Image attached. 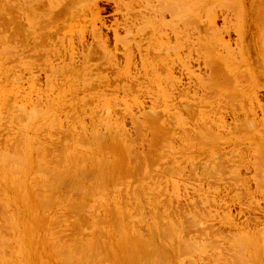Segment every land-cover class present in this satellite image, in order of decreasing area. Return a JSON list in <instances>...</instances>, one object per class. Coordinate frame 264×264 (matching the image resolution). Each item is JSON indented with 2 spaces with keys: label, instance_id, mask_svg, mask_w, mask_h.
Returning a JSON list of instances; mask_svg holds the SVG:
<instances>
[{
  "label": "rangeland",
  "instance_id": "rangeland-1",
  "mask_svg": "<svg viewBox=\"0 0 264 264\" xmlns=\"http://www.w3.org/2000/svg\"><path fill=\"white\" fill-rule=\"evenodd\" d=\"M0 92V264H264V0H0Z\"/></svg>",
  "mask_w": 264,
  "mask_h": 264
},
{
  "label": "bare ground",
  "instance_id": "bare-ground-1",
  "mask_svg": "<svg viewBox=\"0 0 264 264\" xmlns=\"http://www.w3.org/2000/svg\"><path fill=\"white\" fill-rule=\"evenodd\" d=\"M85 1H86V0H85ZM82 3H83V2H82ZM82 3H81V4H82ZM81 4H80V5H81ZM169 4H170V1H169ZM171 4H172V3H171ZM8 5H9V4H8ZM159 5H160V4H159ZM117 6H118V5H117ZM167 6H168V2H167L166 7H167ZM169 6H170V5H169ZM169 6H168V9H170V8L172 9V8H173V6H171L170 8H169ZM174 8H175V7H174ZM202 8H203V7H202ZM98 9H99V8L96 7V10H97V11H98ZM171 9H170V10H171ZM93 10H94V9H93ZM172 10H173V9H172ZM172 10H171V12H172ZM8 11H9V10H8ZM94 11H95V10H94ZM159 11H160V10H159ZM13 12H14V11H13ZM72 12H73V11H72ZM168 12H170V11H168ZM174 12H175V11H174ZM98 14H99V12H96L95 16H93V18L95 17V18H94V22H95L96 20L99 19ZM185 14H186V13H185ZM8 15H9V14H8ZM19 15H20V14H19ZM28 15H29V14H28ZM92 15H94V14H92ZM128 15H129V14H128ZM147 15H148V14H147ZM152 15H153V14H152ZM69 16H70V15H69ZM75 16H76V15H75ZM77 16H78V15H77ZM134 16H135V15H134ZM160 16H161V15H160ZM171 16H172V15H171ZM171 16H170V17H171ZM71 17H72V16H71ZM80 17H81V16H80ZM61 19H62V18H61ZM64 20H65V19H64ZM70 20H72V18H71ZM65 21H66V20H65ZM65 21H64V22H65ZM191 21H192V20H191ZM97 22H98V21H97ZM97 22H95V26H96V27H97ZM213 22H214V21H212V23H213ZM12 23H13V22H12ZM188 23H189V22H188ZM214 23H215V22H214ZM17 24H18V23H17ZM63 24H64V23H63ZM15 25H16V24H15ZM205 25H206V24H205ZM162 26H163V25H162ZM9 27H10V26H9ZM64 27H65V26H64ZM191 27H192V26H191ZM205 27H206V26H205ZM76 28H77V27H76ZM78 28H79V27H78ZM82 28H83V27H82ZM209 28H212V27H209ZM15 29H16V28H15ZM20 29H21V28H20ZM24 29H25V28H24ZM63 29H64V28H63ZM213 29H214V28H213ZM132 30H133V29H132ZM214 30H215V29H214ZM4 31H5V30H4ZM4 31H3V32H4ZM13 31H14V30H13ZM25 31H26V30H25ZM62 31H63V30H62ZM69 31H70V30H69ZM97 31H98V30H97ZM140 31H141V30H140ZM70 32H71V31H70ZM129 32H130V31H129ZM197 32H198V31H197ZM23 33H24V32H23ZM8 35H9V34H8ZM73 37H74V36H73ZM95 37H96V36H95ZM9 39H10V38H9ZM132 39H133V38H132ZM65 40H66V39H65ZM91 40H92V39H91ZM221 40H222V39H221ZM9 41H10V40H9ZM12 41H13V40H12ZM15 41H16V40H15ZM102 41H103V40H102ZM222 41H223V40H222ZM224 41H225V40H224ZM28 43H29V42H28ZM30 43H31V42H30ZM17 44H18V43H17ZM35 44H36V43H35ZM102 44L104 45V44H106V43L102 42ZM27 46H28V45H27ZM38 46H39V45H38ZM96 46H97V45H96ZM31 49H32V48H31ZM86 51H87V50H86ZM85 53H86V52H85ZM145 53H146V52H145ZM80 55H82V54H80ZM206 55H207V54H206ZM59 58H60V57H59ZM222 58H223V57H222ZM38 61H39V60H38ZM103 65H104V64H103ZM64 67H65V66H64ZM69 67H70V66H69ZM144 68H145V67H144ZM97 69H98V68H97ZM57 70H58V69H57ZM86 71H87V70H86ZM91 71H92V70H91ZM158 71H159V70H158ZM163 71H164V70H163ZM58 72H59V71H58ZM58 72H57V73H58ZM126 72L129 73L128 70H126ZM55 73H56V72H55ZM128 73H127V74H128ZM61 74H62V73H61ZM130 74H131V73H130ZM86 76H87V75H86ZM34 77H35V76H34ZM60 77H61V76H60ZM74 77H75V76H74ZM46 80H47V79H46ZM86 80H87V79H86ZM214 83H215V82H214ZM108 91H109V90H108ZM105 92H106V91H105ZM0 93H1V92H0ZM111 93H112V92H111ZM1 96H2V95H1ZM162 96H163V95H162ZM3 97H4V96H3ZM3 97H2V99H3ZM20 97H21V96H20ZM28 97H29V96H28ZM60 97H61V96H60ZM9 98H10V97H9ZM36 98H37V97H36ZM0 99H1V97H0ZM2 99H1V102H2ZM61 99H62V97H61ZM61 99H60V100H61ZM206 99H207V98H206ZM27 100H29V98H28ZM63 100H64V99H63ZM18 101H19L18 104H20V100H18ZM21 101H22V100H21ZM101 101H102V100H101ZM10 102H12V101L10 100ZM10 102H9V103H10ZM22 102H23V101H22ZM24 102H25V101H24ZM36 102H37V101H36ZM55 102H56V104H57V101H55ZM59 102H61V101H59ZM94 102H95V101H94ZM13 103H14V102H13ZM29 103H30V102H29ZM59 104H60V103H59ZM87 104H88V103H87ZM89 104H90V103H89ZM107 104H108V103H107ZM4 106H5V105H4ZM15 106H16V105H15ZM30 106H31V104H30ZM32 106H33V105H32ZM40 106H41V105H40ZM9 107H10V106H9ZM9 107H7V108H9ZM16 107H18V109H16V108H15V109H16V110H19L20 106H16ZM54 107H55V106H54ZM57 107H58V106H56V108H57ZM65 107H66V106H65ZM21 108H22V107H21ZM82 108H83V107H82ZM47 109H48V108H47ZM12 110H13V109H12ZM31 110H32V112H27V113H34V115L31 116V117H34L35 114H37V115H38V118H39L40 115H41V113L43 112V111L41 112V110L39 111V109H36V111H35L34 108L31 109ZM50 110H51V109H50ZM10 111H11V110H10ZM33 111H34V112H33ZM38 111H39V114H38ZM44 111H45V110H44ZM53 111H54V110H53ZM158 111H159V110H158ZM7 112H8V111H7ZM21 112H22V111H21ZM23 112H24V111H23ZM45 112H47V111H45ZM47 113H48V112H47ZM53 113H54V112H53ZM53 113H52V114H53ZM45 114H46V113H45ZM45 114L43 113L42 116H41V118L45 117ZM50 114H51V113H50ZM50 114H49V115H50ZM10 115H11V114H10ZM24 115H25V114H24ZM24 115L22 114L21 116L24 117ZM30 115H31V114H30ZM49 115H48V116H49ZM27 116H28V115H27ZM53 116H55V115L53 114ZM155 116H156V115H155ZM194 116H195V115H194ZM55 117H57V116H55ZM0 118H2V117H0ZM72 118H73V117H72ZM174 118H175V117H174ZM45 119H46V118H43V120H45ZM48 119H49V118H48ZM54 119H55V118H54ZM153 119H154V118H153ZM21 120H22V119H21ZM27 120H29V119H27ZM38 120H40V119H38ZM49 120H50V119H49ZM49 120H48V121H49ZM75 120H76V119H75ZM171 120H172V119H171ZM241 120H242V119H241ZM19 121H20V120H19ZM36 121H37V120H36ZM54 121H55V120H54ZM38 122H39V121H38ZM43 122H44V121H43ZM139 122H140V121H139ZM13 123H14V122H13ZM44 123H45V122H44ZM173 124H174V123H173ZM2 125H3V124H2ZM60 126H61V125H60ZM244 126H245V125H244ZM35 127H37V125H36ZM35 127H34V128H35ZM258 127H259V126H258ZM37 128H38V127H37ZM121 128H122V127H121ZM201 129H202V128H201ZM94 131H95V130H92V131H91L92 133H90V134H93ZM7 132H8V131H7ZM81 132H82V131H81ZM119 132H120V131H119ZM119 132H118V133H119ZM238 132H239V131H238ZM118 133H117V134H118ZM121 133H122V131H121ZM124 133H125V132H124ZM124 133H123V134H124ZM81 134H82V133H80V135H81ZM115 134H116V133H115ZM115 134H114V135H115ZM123 134H121V135H123ZM142 134H143V132H142ZM142 134H141V135H142ZM195 134H196V133H195ZM195 134H194V135H195ZM62 135H63V133H62ZM86 135H87V134H86ZM94 135H95V134H94ZM92 136H93V135H92ZM117 136H118V135H117ZM80 137H81V136H80ZM95 137H96V136H95ZM119 137H121V136H120V133H119ZM122 137H123V136H122ZM159 137H160V136H159ZM82 138H83V137H82ZM88 138H89V137H88ZM96 138H98V137H96ZM111 138H112V137H111ZM18 139H19V138H18ZM187 139H188V138H187ZM196 139H197V138H196ZM98 140H99V139H98ZM100 140H101V139H100ZM110 140H111V139H110ZM123 140H124V139H123ZM125 140H127V139H125ZM162 140H163V139H162ZM85 141H86V140H85ZM93 141H94V140H93ZM113 141H115V140L113 139ZM82 142H83V141H82ZM125 142H126V141H125ZM28 143H29V142H28ZM22 144H23V143H22ZM37 144H38V142H37ZM114 144H115V143H114ZM122 144H123V143H122ZM124 144H126V143H124ZM160 144H161V143H160ZM2 145H3V144H2ZM17 145H19V144H17ZM31 145H32V144H30V147H29V148H31ZM95 145H96V144H95ZM104 145H105V143H104ZM115 145H116V144H115ZM52 146H53V145H52ZM111 146H112V145H111ZM111 146H109V147L111 148ZM127 146H128V144H127ZM134 146H135V145H134ZM161 146H162V145H161ZM11 147H12V146H11ZM20 147H21V145H20ZM27 147H28V145L26 144V145L23 147V149H22L23 152H21V154L23 153V155H24V152L26 151V149H28ZM102 147H103V146H102ZM105 147H106V146H105ZM112 147H114V146H112ZM115 147H116V146H115ZM123 147L125 148L126 146H123ZM128 147L130 148V146H128ZM13 148H14V147H13ZM18 148H19V147H18ZM18 148L16 147L17 150H18ZM21 148H22V147H21ZM63 148H64V147H63ZM106 148H107V147H106ZM160 148H161V147H160ZM14 149H15V148H14ZM16 149H15V154L17 153V155L20 156L21 154H18V152L16 151ZM65 149H66V148H65ZM100 149H101V148H100ZM111 149H112V148H111ZM122 149H123V148H122ZM12 150H13V149H12ZM19 150H20V149H19ZM29 150H30V149H29ZM37 150H38V149H37ZM41 150H42V149H41ZM60 150H61V149H60ZM120 150H121V149H119V152H120ZM124 150H126V149H124ZM129 150H130V149H129ZM131 150H132V149H131ZM102 151H103V150H102ZM106 151H108V150H106ZM106 151H105V152H106ZM111 151H112V150H111ZM127 151H128V148H127ZM127 151H126V152H127ZM153 151H154V150H153ZM36 152H37V151H36ZM42 152H44V151H42ZM103 152H104V151H103ZM126 152H125V153H126ZM155 152H156V151H155ZM19 153H20V152H19ZM108 153H109V152H108ZM129 153H130V152H129ZM138 153H139V152H138ZM8 154H9V153H7V155H8ZM38 154H39V153H38ZM112 154H113V153H112ZM117 154H118V153H117ZM123 154H124V152H123ZM123 154H122V156H121L122 159H123ZM3 155H4V153H3ZM3 155H1V157H2ZM5 155H6V154H5ZM5 155H4L3 157H5V159H6V158H7V155H6V156H5ZM17 155H15V157H16V161H17V157H18ZM23 155H22V156H23ZM42 155H43V154H42ZM48 155H49V154H48ZM62 155H63V154H62ZM113 155H114V154H113ZM119 155H120V153H119ZM124 155H125V154H124ZM148 155H149V154H148ZM151 155H152V154H151ZM154 155H155V153H154ZM22 156H21V158H23ZM28 156H29V155H28ZM44 156H45V155H44ZM59 156H60V155H59ZM117 156H118V155H117ZM127 156H129L128 152H127ZM130 156H131V155H130ZM146 156H147V155H146ZM1 157H0V158H1ZM39 157H40V156H39ZM39 157H38V158H39ZM56 157H57V156H56ZM63 157H64V156H63ZM148 157H149V156H148ZM154 157H155V156H154ZM35 158H36V155H35ZM94 158H95V157H94ZM114 158L117 159V157H115V156H114ZM118 158H119V156H118ZM128 158H129V157H128ZM157 158H158V157H157ZM3 159H4V158H3ZM7 159H8V158H7ZM39 159H40V158H39ZM61 159H62V158H61ZM132 159H133V158H132ZM1 160H2V158H1ZM14 160H15V159H14ZM46 160H47V159H46ZM51 160H52V159H51ZM57 160H58V159H57ZM130 160H131V159H130ZM136 160H137V159H136ZM144 160H145V159H144ZM6 161H7V160H6ZM10 161H11V160H10ZM22 161L24 162V159H22ZM43 161H44V160H43ZM55 161H56V160H55ZM104 161H105V160H104ZM107 161H108V160H107ZM123 161H124V160H123ZM138 161H140V160H138ZM149 161H150V160H149ZM17 162H18V161H17ZM17 162H16V163H17ZM57 162H58V161H57ZM108 162H109V161H108ZM108 162L106 163V161H105L106 166H107V164L109 165ZM117 162H119V161L117 160ZM120 162H121V161H120ZM128 162H130L129 159H128V161H127V166L125 167L126 169L128 168V165H130V164H128ZM141 162H142V161H141ZM46 163H47V161H46ZM100 163H101V162H100ZM100 163H99V166H100ZM113 163H114V162H113ZM115 163H116V162H115ZM123 163H124V162H123ZM130 163H131V162H130ZM135 163H136V162H135ZM147 163H148V162H147ZM151 163H152V162H151ZM155 163H156V161H155ZM20 164H21V166H23L22 163H20ZM43 164H44V163H43ZM47 164H48V163H47ZM97 164H98V163H97ZM97 164H95V165H97ZM117 164H118V163H116V165H117ZM137 164H138V162H137ZM149 164H150V163H149ZM157 164H158V163H157ZM18 165H19V162H18ZM18 165H17L15 168H13V172L16 171V174H18V173L21 174L22 169L20 168L21 166L19 167ZM39 165H40V164H39ZM55 165L57 166V163H56ZM104 165H105V164H104V162H103L102 167L100 168L99 166H97V169H98V167H99V169H102L103 167L105 168ZM118 165H119V164H118ZM123 165H124V164H123ZM140 165H141V164H140ZM31 166H32V165H31ZM60 166H61V165H60ZM121 166H122V165L120 164L119 167H121ZM130 166H131V165H130ZM130 166H129V167H130ZM133 166H134V164H133ZM152 166H153V165H152ZM161 166H162V165H161ZM161 166H160V168H161ZM29 167H30V166H29ZM46 167H47V166H46ZM58 167H59V166H58ZM67 167H68V166H67ZM67 167H66V168H67ZM75 167H76V166H75ZM81 167H82V166H81ZM81 167H80V169H81ZM95 167H96V166H95ZM149 167H150V166H149ZM5 168H6V167H5ZM42 168H44V166H43ZM55 168H56V167H55ZM70 168H71V167H70ZM106 168H107L106 170H108V167H106ZM113 168H116V167H114V165H113ZM160 168H159V169H160ZM40 169H41V168H40ZM59 169H60V168H57V170H59ZM71 169H72V168H71ZM78 169H79V168H78ZM95 169H96V168H95ZM97 169H96V172H98L97 174H99V171H98ZM120 169H121V168H120ZM120 169H119V170H120ZM132 169H133V167H132ZM132 169H131V170H132ZM215 169H216V168H215ZM23 170H24V169H23ZM29 170H30V169H29ZM45 170H46V168H45ZM48 170H49V169H48ZM119 170L117 169V172H118L117 174H118V175H120V173H121V171H119ZM133 170H135V169H133ZM179 170H180V169H179ZM24 171H25V170H24ZM24 171H23V172H24ZM82 171H83V170H82ZM103 171H104V170H103ZM111 171H112V170H111ZM126 171H127V170H126ZM136 171H137V169H136ZM159 171H160V170H159ZM163 171H164V170H163ZM3 172H4V171H3ZM50 172H51V171H50ZM63 172H64V171H63ZM67 172H68V171H67ZM77 172H78V171H77ZM83 172L86 173L87 171L85 172V170H84ZM127 172H128V171H127ZM132 172H135V171H132ZM141 172H142V171H141ZM154 172H155V171H154ZM171 172H172V171H171ZM10 173H11V172H10ZM24 173H26V172H24ZM24 173H22V174H24ZM84 173H83V174H84ZM128 173H130V170H129ZM158 173H159V172H158ZM22 174H21V175H22ZM51 174H52V177H53L54 179H55V177L57 178L56 175L53 176V173H51ZM59 174H61V173H58V178H59ZM62 174H63V173H62ZM64 174H65V173H64ZM72 174H73V173H72ZM97 174H96V175L94 174V175L97 176ZM100 174H102V173H100ZM107 174H109V173L107 172ZM107 174H106V173H103V175H107ZM115 174H116V173H115ZM117 174H116V175H117ZM130 174H131V173H130ZM136 174H137V172H136ZM175 174H176V173H175ZM94 175H93V178H96V177H94ZM112 175H113V172H112ZM121 175H123V174H121ZM133 175H134V173H133ZM23 176H24V175H23ZM60 176H62V175H60ZM75 176H76V174H75ZM127 176H128V175H127ZM127 176H124V177H127ZM129 176H130V175H129ZM2 177H4V176H2ZM49 177H51V175H50ZM65 177H66V176H65ZM78 177H79V176H78ZM81 177H82V176H81ZM81 177H80V178H81ZM99 177H101V176H99ZM107 177H109V175H107ZM107 177H106V178L103 177L102 180L104 181V179H107ZM111 177H112V176H111ZM117 177H118V176H117ZM117 177H116V178H117ZM141 177H142V176H141ZM141 177H140V178H141ZM61 178H62V177H61ZM61 178H60V179H61ZM80 178H77V177H76V180H79V181H80V180H81ZM93 178H92V179H93ZM138 178H139V177H138ZM184 178H185V177H184ZM3 179H4V178H3ZM29 179H30V178H29ZM32 179H33V178H32ZM73 179H74V177H73ZM85 179H86V178H85ZM92 179H91V185L96 184V183H93V184H92V181H93ZM110 179H112V178H110ZM50 180H51V178H50ZM57 180H58V179H57ZM71 180H72V179H71ZM86 180H87V179H86ZM99 180H101V179L99 178ZM112 180H113V179H112ZM112 180H111V181H112ZM136 180H137V179H136ZM153 180H154V179H153ZM35 181H36V180H35ZM54 181H55V180H54ZM54 181H53V179H52V182H53V183H54ZM61 181H63V178H62ZM88 181H90V180H88ZM88 181H87V182H88ZM94 181H95V180H94ZM94 181H93V182H94ZM106 181H107V180H106ZM163 181H164V180H163ZM18 182H19V181H18ZM20 182H21V181H20ZM48 182H49V181H48ZM56 182H57V181H56ZM58 182H60V180H58ZM58 182H57V183H58ZM81 182H82V181H81ZM84 182H86V181L84 180L82 184H84ZM97 182L99 183V181H98V177H97ZM100 182L103 183L102 181H100ZM15 183H16V182H15ZM23 183H24V182H23ZM74 183H75V182H74ZM78 183H79V182H78ZM108 183H109V182H108ZM111 183H113V182H111ZM20 184H21V183H18V185H20ZM54 184H55V183H54ZM58 184H59V183H58ZM76 184H77V182H76ZM76 184H75V186H76ZM79 184H80V183H79ZM104 184L107 185V184L105 183V181H104ZM49 185H51V183H50ZM72 185H73V183H72ZM86 185H89V187H90L89 182H88ZM136 185H137V184H136ZM51 186H52V185H51ZM53 186H54V185H53ZM69 186H70V185H69ZM78 186L80 187L81 185H78ZM82 186H83V185H82ZM82 186H81V187H82ZM96 186H97V185H96ZM73 187H74V186H73ZM83 187H84V186H83ZM89 187H86V188H89ZM93 187H95V186H93ZM99 187H101V186H99ZM74 188H75V187H74ZM76 188H77V186H76ZM76 188H75L74 190H76ZM81 189L83 190V188H81ZM81 189H80V190H81ZM89 189H90V188H89ZM100 189H101V188H100ZM139 189H140V187H139ZM41 190H42V189H41ZM84 190H85V189H84ZM50 191H51V190H50ZM67 191H68V190H67ZM69 191H70V190H69ZM69 191H68V192H69ZM128 191H129V190H128ZM18 192H19V191H18ZM74 192H75V191H74ZM80 192H81V191H80ZM87 192H89V191H87ZM55 193H56V192H55ZM131 193H132V191H131ZM133 193H134V192H133ZM66 194H67V192H66ZM137 194H138V193H137ZM130 195H132V194H130ZM172 195H173V194H172ZM51 196H52V195H51ZM64 196H65V195H64ZM78 196H79V195H78ZM85 196H86V195H85ZM138 196H139V195H138ZM53 197H54V196H53ZM62 197H63V195H62ZM121 197H122V196H121ZM157 197H158V196H157ZM66 198H67V196H66ZM76 198H77V197H76ZM138 198H139V197H138ZM27 199H28V197H27ZM142 199H143V198H142ZM12 200H13V199H12ZM64 200H65V199H64ZM74 200H76V199H74ZM122 200H123V199H122ZM65 201H66V200H65ZM172 201H173V200H172ZM23 202H24V201H23ZM62 202H64V201H62ZM74 202H75V201H74ZM121 203H122V202H121ZM187 203H188V202H187ZM110 204H111V203H110ZM75 205H76V204H75ZM121 205H122V204H121ZM47 206H48V205H47ZM50 206H51V205H50ZM129 206H130V205H129ZM136 206H137V205H136ZM173 206H174V204H173ZM69 207H70V206H69ZM72 207H78V206H72ZM82 207H83V206H82ZM82 207H81V208H82ZM111 207H112V206H111ZM139 207H140V206H139ZM145 207H146V206H145ZM145 207H144V208H145ZM45 208H46V207H45ZM78 208H80V207H78ZM95 208H98V207H95ZM122 208H123V205H122ZM155 208H156V207H155ZM1 209H2V208H1ZM72 209H73V208H72ZM84 209H86V208H84ZM135 209H136V207H135ZM147 209H148V208H147ZM168 209H169V208H168ZM171 209H172V208H171ZM74 210H75V209H74ZM112 210H113V209H112ZM140 210H141V209H140ZM157 210H158V209H157ZM3 211H4V210H3ZM108 211H109V210H108ZM173 211H174V210H173ZM7 212H8V211H7ZM9 212H10V211H9ZM86 212H87V211H86ZM114 212H115V211H114ZM67 213H68V212H67ZM181 213H182V212H181ZM186 213H187V212H186ZM72 214H73V213H72ZM182 214H183V213H182ZM2 215H3V214H2ZM8 215H9V214H8ZM75 215H76V214H75ZM82 215H83V214H82ZM133 215H134V214H133ZM149 215H150V214H149ZM157 215H158V214H157ZM169 215H171V214H169ZM198 215H199V214H198ZM55 216H56V215H55ZM62 216H63V215H62ZM62 216H61V217H62ZM72 216H73V215H72ZM76 216H77V215H76ZM76 216H74V217H76ZM145 216H146V215H145ZM158 216H159V215H158ZM206 216H207V215H206ZM9 217H10V215H9ZM65 217H68V216H65ZM147 217H148V216H147ZM171 217H172V216H171ZM70 218H71V217H70ZM72 218H73V217H72ZM81 218L83 219V216H82ZM145 218H146V217H145ZM60 219H61V218H60ZM65 219H66V218H65ZM101 219H102V218H101ZM174 219H175V218H174ZM183 219H184V218H183ZM2 220H3V219H2ZM5 220H6V219H5ZM68 220H69V219H68ZM68 220H67V221H68ZM71 220H72V219H71ZM75 220H79V218H76ZM158 220H159V219H158ZM185 220H186V219H185ZM58 221H60V220L58 219ZM61 221H62V220H61ZM67 221H66V222H67ZM89 221H90V220H89ZM112 221H113V220H112ZM160 221H161V220H160ZM191 221H192V220H191ZM4 222H5V221H4ZM56 222H57V221H56ZM72 222H74V221H72ZM72 222H71V223H72ZM78 222H79V221H78ZM81 222H82V221H81ZM175 222H176V220H175ZM1 223H2V222H1ZM53 223H54V222H53ZM75 223H77V222H75ZM79 223H80V222H79ZM79 223H77V224L79 225ZM86 223H87V222H86ZM134 223H135V222H134ZM183 223H184V222H183ZM72 224H73V223H72ZM87 224H88V223H87ZM87 224H86V225H87ZM0 225L2 226V224H0ZM58 225H59V223H58ZM105 225H106V224H105ZM135 225H136V224H135ZM158 225H159V224H158ZM160 225H161V224H160ZM187 225H188V224H187ZM48 226H49V225H48ZM52 226H53V225H52ZM54 226H55V225H54ZM69 226H70V225H69ZM81 226H82V225H81ZM100 226H101V225H100ZM136 226H137V225H136ZM152 226H153V225H152ZM188 226H189V225H188ZM56 227H57V226H56ZM70 227H71V226H70ZM76 227H77V226H76ZM79 227H80V226H79ZM82 227H84V226H82ZM165 227H166V226H165ZM173 227H174V226H173ZM190 227H191V226H190ZM2 228H3V227H2ZM72 228H73V227H72ZM134 228L136 229V227H134ZM137 228H138V227H137ZM188 228H189V227H188ZM197 228H198V227H197ZM3 229H5V228H3ZM8 229H9V228H8ZM10 229H11V228H10ZM45 229L48 230L46 227H45ZM160 229H161V228H160ZM164 229H165V228H164ZM52 230H54V229H52ZM52 230H51V231H52ZM57 230H58V229H57ZM76 230H77V229H76ZM79 230H81V229H79ZM79 230H78V231H79ZM7 231H8V230H7ZM10 231H11V230H10ZM59 231H60V230H59ZM74 231H75V229H74ZM100 231H101V230H100ZM5 232H6V230H5ZM46 232H47V231H46ZM69 232H70V231H69ZM75 232H76V231H75ZM116 232H117V231H116ZM164 232L167 233L166 230H165ZM183 232H184V231H183ZM202 232H203V231H202ZM8 233H9V232H8ZM49 233H50V232H49ZM53 233H54V232H53ZM61 233H63V232H61ZM138 233H139V232H138ZM63 234H64V233H63ZM74 234H75V233H74ZM77 234H81V233H77ZM75 235H76V234H75ZM115 235H116V234H115ZM99 236H100V235H99ZM161 236H162V235H161ZM164 236H165V235H164ZM169 236H170V235H169ZM11 237H12V236H11ZM54 237H55V236H54ZM72 237H73V235H72ZM75 237H76V236H75ZM77 237H78V236H77ZM82 237H83V236H82ZM85 237H86V236H85ZM100 237H101V236H100ZM117 237H118V235H117ZM170 237H171V236H170ZM56 238H57V237H56ZM59 238H60V237H59ZM165 238H166V236H165ZM168 238H169V237H168ZM64 239H65V238H64ZM70 239H71V238H70ZM76 239H77V238H76ZM76 239H75V241H76ZM86 239H87V238H86ZM143 239H144V238H143ZM240 239H241V238H240ZM54 240H55V239H54ZM78 240H79V239H78ZM99 240H100V239H99ZM140 240H141V239H140ZM140 240H139V241H140ZM148 240H149V239H148ZM162 240H163V239H162ZM5 241H6V240H5ZM59 241H60V240H59ZM75 241H74V242H75ZM0 242H1V241H0ZM10 242H11V241H10ZM76 242H77V241H76ZM76 242H75V244H76ZM78 242H79V241H78ZM141 242H142V240H141ZM144 242H145V241H144ZM144 242H143V243H144ZM148 242H149V241H148ZM97 243H98V242H97ZM97 243H96V245H97ZM188 243H189V242H188ZM7 244H8V243H7ZM55 244H57V243L55 242ZM61 244H62V243H61ZM61 244H60V245H61ZM140 244H141V243H140ZM182 244H183V243H182ZM4 245H5V244H4ZM60 245H59V246H60ZM64 245H67V244H64ZM68 245H69V244H68ZM70 245H71V243H70ZM80 245H81V244H79V247H80ZM100 245H101V244H100ZM145 245H146V244H145ZM187 245H188V244H187ZM52 246H53V245H52ZM57 246H58V245H57ZM73 246H74V245H73ZM76 246H77V244H76ZM76 246H75V248H76ZM142 246H143V244H142ZM148 246H150L149 243H147V247H146V246H144V247H146V248L149 249V251H150V249H152V248H148ZM154 246H155V245H153V247H154ZM180 246H181V245H180ZM183 246L185 247V245H183ZM188 246H189V245H188ZM53 247H55V246H53ZM60 247H63L62 249H65L64 246H62V245H61ZM96 247H98V245H97ZM121 247H122V246H121ZM238 247H240V246H238ZM68 248H69V246H68ZM68 248H66V249H68ZM80 248H81V247H80ZM142 248H143V247H142ZM146 248H145V250H146ZM154 248H155V247H154ZM169 248H170V246H169ZM182 248H183V247H181V249H182ZM185 248H186V247H185ZM189 248H190V247H189ZM10 249H11V248H10ZM62 249L60 250V248H58V251H59V252H60V251L63 252ZM93 249H94V247H93ZM105 249H106V248H105ZM156 249H157V247H156L154 250H156ZM238 249H239V248H238ZM26 250H27V249H26ZM55 250H56V247H55ZM72 250H73V249H72ZM76 250H77V249H76ZM78 250H79V248H78ZM84 250H85V249H84ZM97 250H98V249H97ZM65 251H66V250H65ZM65 251H64V253H65ZM70 251H71V250H70ZM70 251H68L67 254H68ZM85 251H86V250H85ZM89 251H90V250H89ZM94 251H95V250H94ZM140 251H142V250H140ZM151 251H152V250H151ZM157 251H158V250H157ZM240 251H241V248H240ZM4 252H5V251H4ZM82 252L84 253V251H82ZM82 252H81V253H82ZM86 252H87V251H86ZM96 252H97V251H96ZM129 252H130V251H129ZM27 253H28V252H27ZM64 253H63V255H64ZM126 253H127V252H126ZM142 253H143V252H142ZM144 253H145V252H144ZM156 253H158V252H155L154 255H156ZM183 253H184V252H183ZM240 253H241V252H240ZM67 254H66L65 256H68ZM69 254H70V253H69ZM122 254H123V253H122ZM147 254H148V252H147ZM152 254H153V252H152ZM76 255H77V254H76ZM81 255H82V254H81ZM85 255H86V254H85ZM89 255L91 256V253H90ZM93 255H94V254H93ZM105 255H106V254H105ZM129 255H130V253H129ZM134 255H135V254H134ZM140 255H141V253H140ZM144 255L146 256V254H144ZM149 255H150V254H148V256H149ZM154 255H153L152 257H154ZM188 255H189V254H188ZM241 255H242V253H241ZM55 256H56V255H55ZM58 256H59V255H58ZM70 256H72V255H70ZM131 256H132V255H131ZM141 256H142V255H141ZM157 256H158V255H156V258L159 257V256H158V257H157ZM239 256H240V255H239ZM8 257H9V256H8ZM33 257H34V256H33ZM74 257H75V256H74ZM87 257L89 258V256H87ZM100 257H102V256H100ZM132 257H133V256H132ZM135 257H136V256H135ZM163 257H164V256H163ZM243 257H244V256H243ZM60 258H61V256H60ZM68 258H69V257H66V259H68ZM82 258H83V255H82ZM84 258H85V257H84ZM88 258H87V259H88ZM107 258H108V257H107ZM140 258H141V257H140ZM146 258H147V257H146ZM149 258H151V257L149 256ZM232 258H233V257H232ZM232 258H231V259H232ZM69 259H70V258H69ZM69 259H68L67 261H69ZM73 259H74V258H73ZM96 259H97V257H96ZM128 259H130V256H129ZM128 259H127V263H130V262H128ZM133 259H134V257H133ZM138 259H139V257H138ZM143 259H144V258H143ZM238 259H240V258H238ZM62 260H65V258H63ZM144 260H145V259H144ZM144 260H143V261H144ZM26 261H27V260H26ZM32 261H33V260H32ZM93 261H94V260H93ZM93 261H92V262H93ZM99 261H100V260H99ZM109 261H110V260H109ZM124 261H126V260H124ZM129 261H130V260H129ZM135 261H136V260H135ZM146 261H147V259H146ZM157 261H159V258H158ZM161 261H162V260H161ZM89 262H90V261H89ZM106 262H108V261H106ZM137 262H139V261H137ZM137 262H136V263H137ZM141 262H142V261H141ZM151 262H152V261H151ZM163 262H164V261H163ZM238 262H239V261H238ZM243 262H244V261H243ZM60 263H61V262H60ZM64 263H66V262H64ZM127 263H126V264H127ZM132 263H133V260H132V258H131V264H132ZM139 263H140V262H139ZM142 263H143V262H142ZM145 263H146V262H145ZM159 263H161V262H159ZM236 263H237V262H236ZM66 264H67V263H66ZM68 264H69V262H68ZM70 264H71V263H70ZM75 264H76V262H75ZM79 264H81V263H79ZM88 264H89V263H88ZM92 264H93V263H92ZM116 264H117V263H116ZM133 264H134V263H133ZM155 264H156V263H155ZM189 264H190V263H189Z\"/></svg>",
  "mask_w": 264,
  "mask_h": 264
}]
</instances>
